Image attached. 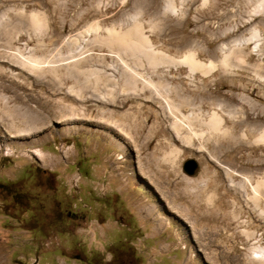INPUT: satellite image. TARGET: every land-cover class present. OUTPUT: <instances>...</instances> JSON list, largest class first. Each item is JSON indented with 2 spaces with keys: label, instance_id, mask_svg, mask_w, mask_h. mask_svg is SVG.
Listing matches in <instances>:
<instances>
[{
  "label": "rangeland",
  "instance_id": "374dc122",
  "mask_svg": "<svg viewBox=\"0 0 264 264\" xmlns=\"http://www.w3.org/2000/svg\"><path fill=\"white\" fill-rule=\"evenodd\" d=\"M260 1L0 0V264H264Z\"/></svg>",
  "mask_w": 264,
  "mask_h": 264
},
{
  "label": "bare ground",
  "instance_id": "6f19581e",
  "mask_svg": "<svg viewBox=\"0 0 264 264\" xmlns=\"http://www.w3.org/2000/svg\"><path fill=\"white\" fill-rule=\"evenodd\" d=\"M261 1H263V2H261ZM261 1H260L259 5H258V8L263 10L264 9V0H261ZM166 7L174 9L173 3L167 5ZM133 20L135 22H137V19L135 17L133 18ZM30 22H31L32 26H34L36 29H38V28L40 29L46 23L44 17H40L39 15L34 14V13L30 16ZM135 22H134L133 26H131L127 30H116L115 28L107 29V36L106 37H102L101 35L98 34L99 27H98L97 23L88 26V30L96 33L95 34L96 36L99 35V39L98 40H100V41H103V42H106V43H110V44L111 43H116V44L120 45L121 47H123L125 49H128V50H130L132 52L137 51V53H139V52L143 53L144 55L147 56L149 64H155L156 62L163 61L164 60L163 53H161L159 51H156L154 48H152V46L150 45V41H149L148 37H146L143 34L140 25L138 23H135ZM94 38H95V36H94ZM195 57H196V55H194L193 53H186V54L184 53V59L183 60H186L190 64V68L192 70H195V69H203V70L207 69L208 65L204 67V65L201 63V61L197 60ZM238 59H239V61H242L243 60V56H241V55L238 56ZM226 60H227V58H223V62H225ZM22 61H23L24 64H30L31 67H38L39 68V66H40L39 64L41 63L42 60L37 58V57H34V56H27L26 58L24 57V59ZM78 62H79V60H74L73 61L71 59L70 61L65 63V65H66V67H71L72 68V65H74L76 63L78 64ZM124 67H126V65ZM124 70H127V68L124 69ZM126 72L128 74V77L132 81H136L138 78L141 81L142 80L144 82L146 81V79L145 80L142 79L141 76H138V78H137V74L135 73L136 71L127 70ZM147 78H149V77H147ZM139 80H137V81H139ZM148 83L152 84L151 81H148ZM165 99H168V98H165ZM166 103H168V102H166ZM168 107H169V105H168ZM190 117L186 118V119H189V120L186 121V126H188L189 128L191 126L190 123L192 122ZM186 119H184V120H186ZM195 120H197V119H195ZM208 121H209L210 126L213 129H215L216 131H218V130L221 131L222 130V125H221L222 118L218 114V112L212 111L210 113ZM180 123H181V121H180ZM258 138H259V140L264 139V131H262L260 133ZM34 152H35V154L37 156L39 155L40 158H43V154L41 152H38V151H34ZM262 188H264V178H259V179L256 180L255 185H252V189H253L254 195H259V193L261 192ZM255 252H256V250H255Z\"/></svg>",
  "mask_w": 264,
  "mask_h": 264
},
{
  "label": "water",
  "instance_id": "95a60500",
  "mask_svg": "<svg viewBox=\"0 0 264 264\" xmlns=\"http://www.w3.org/2000/svg\"><path fill=\"white\" fill-rule=\"evenodd\" d=\"M195 168H196V164L195 163L194 164L192 163L191 168L188 169L189 174H192L194 172Z\"/></svg>",
  "mask_w": 264,
  "mask_h": 264
}]
</instances>
